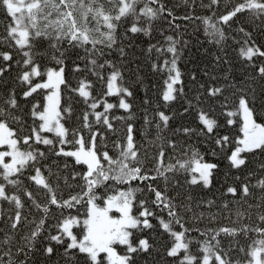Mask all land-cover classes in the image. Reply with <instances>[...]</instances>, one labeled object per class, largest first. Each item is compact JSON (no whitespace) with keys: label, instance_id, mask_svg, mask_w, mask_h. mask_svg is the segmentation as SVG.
<instances>
[{"label":"snow or ice","instance_id":"6c2138e0","mask_svg":"<svg viewBox=\"0 0 264 264\" xmlns=\"http://www.w3.org/2000/svg\"><path fill=\"white\" fill-rule=\"evenodd\" d=\"M220 3L221 0H210L208 7L218 9ZM0 9L10 18L2 39L20 55L15 60V79L21 85L25 105L31 106L28 125L22 124L15 114L20 108L15 89L7 93L0 105V203L9 205L5 221L8 231L0 240V264H30V255L36 251L51 258L57 253L56 246L63 248L64 257L76 264H137L139 256L151 255L154 244L149 234L158 229L168 236L164 253L172 264H264V212L258 215L260 223L255 227L244 224L239 228H189L185 214L191 213L193 220L202 221L205 212L197 210L204 204L210 209L214 201L201 199L193 207L191 194L183 199L179 192L169 195L170 188L176 190L184 185L210 188L214 170H219L220 165L206 161L199 149L182 142L183 138L202 137L206 146L211 147V154L222 155L229 169L238 173L247 170L245 180L237 175L235 179L240 184L227 186L226 192L247 199L253 195L250 189L258 187L261 192L258 203L248 207L264 209V159H259L264 157V87L258 94L255 87L246 83L264 81V45H257L251 32L240 27L242 40L233 38L239 45L238 58L251 68L245 80L237 83L225 74L223 79L227 83L219 86L199 83L191 98L186 96L183 74L178 67L183 55L180 46L186 47L188 41L182 40V34L174 38L161 32L165 43L150 44L146 54L149 57L153 51L157 54L151 70L164 77L163 88L154 108L151 98L143 100L141 136L145 144L138 147L132 105L128 102L133 93L124 84L121 68L111 60L104 59L103 63L100 60L105 57V49L112 50L117 45V30L129 18L132 23L125 28V36L128 33L150 36L153 22L161 18L178 32V18L162 0H0ZM246 13L264 24V0L225 4L223 13L218 16L213 13L215 20L189 15L182 19L200 20L209 42L222 45L227 36L220 25L230 27L239 15ZM142 21L146 26H138ZM77 49H83L84 55L76 52ZM118 50L123 59L124 46ZM73 52L76 59L72 60L69 72L67 61ZM226 56L227 53L224 57L217 55L216 66L227 64ZM13 61L10 51H0V77L13 70ZM78 61H84V66ZM89 74L95 79H89ZM190 78L194 85L198 83L196 71ZM178 95L185 96L187 104L180 115L194 113L196 126H172L173 116L164 109ZM107 97H115L118 103L108 102ZM74 104L84 105L81 114L77 115ZM116 108L128 116L112 115ZM114 120L124 122L126 130L113 142L115 155H111L107 142L109 133L117 134ZM153 129L155 134L148 139ZM146 145L156 149L152 156ZM166 149L185 158L169 156V161L174 159L175 163L165 164ZM51 157L63 158V176L58 160L53 161L57 166L55 172L47 163ZM256 160H259V178L250 185L246 180L257 175L250 167ZM149 163L153 164L152 168L148 167ZM180 176L184 177L183 185ZM61 179L67 188L79 190L69 192L64 198ZM158 181H163V189L153 183ZM134 182L139 184L133 187ZM41 193L43 199H37ZM53 206L59 216L54 217L55 224L48 226L46 243L37 249ZM222 207L227 209L228 203ZM33 210L41 215L31 221L35 226L21 237L23 243L16 244L13 252L10 233L19 231ZM235 214L238 219L245 216L239 211ZM207 218L214 222L216 215L209 212ZM193 231L204 239L190 238L188 234ZM249 231L260 238L246 248L238 246L243 259L233 261L229 253L236 245L230 242L225 249L220 237L235 238L238 234L247 237Z\"/></svg>","mask_w":264,"mask_h":264},{"label":"trees","instance_id":"16d2710c","mask_svg":"<svg viewBox=\"0 0 264 264\" xmlns=\"http://www.w3.org/2000/svg\"><path fill=\"white\" fill-rule=\"evenodd\" d=\"M87 2V0H86ZM104 2V0H102ZM167 9H170L173 14L178 18L176 23L180 24V29L177 30L170 28L168 23L164 18L158 19L153 22V28L151 35H145L144 33H137L135 35L128 33L127 36L124 35L125 28L130 27L132 20L128 19L127 23L122 24L117 30V45L112 50L105 49V57L101 58L100 62L103 63L104 59H108L113 61L117 67L121 68L124 84L127 86L130 91H132L133 96L128 98V102L132 105L131 113L134 117L132 121L135 128L134 139L136 141L137 146L145 144V138L141 136V130L144 127L143 116H144V108L143 100L148 97L153 101L152 108L155 107V101L157 96L161 92L163 88V80L164 77L160 73H154L151 70V62L156 59L157 54L153 51L151 57L146 54V50L148 49L150 44H164V36L161 35V32L164 35H172L174 38L177 35L182 34V40L188 41L186 47L181 45L183 49V55L180 61L178 62V67L180 68L183 74L184 80V91L186 93L187 98H191L196 89L199 87V83H204L206 86L210 85H221L227 83L224 81L223 77L225 74H229V79L232 80L234 78V82L244 81L245 77L251 73V68L246 67L244 63L240 61L237 55V50L239 45L235 43L234 39L242 40L241 33L238 32L240 27H244L246 31L251 32L252 40L256 42L257 45H264V24H261L259 20H253L250 14L239 15V19L232 23L231 26L220 25L223 27L224 32L227 36V40L222 45H216L215 43L209 42V37L205 35L204 25L200 20H195L194 22L185 21L182 18L185 15L189 16H199V17H215L213 13L216 12L217 16L224 12L225 4H235L239 2V0H221L220 6L217 9L216 6H213L211 9L208 7L210 0H162ZM107 6V5H106ZM171 19V18H168ZM10 24V18H8L4 11L0 9V51H10L14 56L13 61V70L10 73H7L4 77H0V105H3V100L6 98L7 93L15 89L16 96L18 101L20 102V108L16 110L15 114L20 117L21 123H26L28 125L31 124L30 117V104L25 105V102L22 99V91L21 85L15 79L16 77V68H15V60L20 59V55L16 52L13 47L9 46L8 41L2 39L6 35V29ZM138 26H146L142 21ZM124 46L126 55L122 59L119 53V47ZM66 47V45H65ZM90 47V46H89ZM223 49V50H222ZM76 52H79L81 56L84 55L83 49H77ZM227 53L226 59L229 61L227 64L221 63L219 66H216L217 55L222 57ZM57 55H59L57 53ZM76 59V54L73 52L70 55L67 63L69 65V72L72 67V60ZM259 63V61H257ZM81 67L84 66V61H78ZM193 71L197 72V84H193L191 81V73ZM207 71L208 75L205 76L204 72ZM107 75V73H105ZM212 76L217 77L216 80L211 79ZM89 79L94 80L95 77H92L90 74L88 76ZM69 79H72L71 75H69ZM73 83L75 81L73 80ZM251 87H255L257 93L259 94L262 87H264V81L256 80L255 82L247 81ZM26 87V86H25ZM99 85H97V88ZM35 95V94H34ZM95 95V92H94ZM110 103H118L115 97H107L106 98ZM187 106L186 97L179 96L177 100L171 103V106L164 109L166 114L173 116L171 124L173 127H177L181 124L196 126L198 121L194 119L193 114H185L181 116L180 113L184 111V108ZM77 115L81 114V110L84 108L83 104H74ZM207 107V106H205ZM152 108L149 109L151 113ZM102 111V108L100 109ZM112 115L114 116H128V113L123 110L116 108L112 110ZM219 115V112L216 113ZM76 120V116L72 117V121ZM220 122L223 123V118H220ZM114 126L117 128V134L113 135L109 133L108 139V151L111 155H115V150L113 146V142L118 138L122 137L124 131L126 130V125L122 121H113ZM13 126H16L15 124ZM223 131V129H221ZM154 129L151 135H149L148 139H152L154 136ZM51 138V137H50ZM182 142L186 144H191L195 148L199 149L201 155L204 156L205 160L208 162H215L220 165L219 170H214V175L212 177V184L210 188H203L202 186H190L184 185L182 188L172 190L170 188L169 195H176L177 192L180 193V199H183L185 195L191 194L194 198L192 203L193 207H195L196 201L204 200V201H214L213 206L209 209L206 204L202 205L201 209L197 211L205 212V219L202 221H196L191 218V213L185 214V219L187 220L186 227H199L204 229L208 228H217L221 226L228 227H237L239 228L241 225L247 224L250 227H255L260 223L258 219V215L264 212V209L258 208H249L250 204L255 205L258 203L257 198L260 196V189L251 188L253 195L248 197L247 199H242L239 195L233 197L231 194L226 192L227 186H236L239 185L241 181H237L235 177L239 175L241 180H245L247 176V170L243 172H236L235 170L229 169L227 167V162L223 159V156L220 155L218 157H214L211 154V147L206 146L204 138L193 137L191 140L187 138H183ZM43 150L44 146H40ZM148 147V154L152 156L156 149ZM144 149L141 148V152L143 153ZM190 155V153H189ZM169 156H180L181 159L185 158L181 156L179 152H172L170 149H166V156L164 158V163L167 164L169 162L175 163V160L169 161ZM253 159L250 157V160ZM259 159H264V157H260ZM54 160H58L59 168L61 169V175L63 176L65 173L63 170L64 160L63 158L51 157L47 163L52 166L53 172L57 171L56 164H53ZM149 168L153 167V164H148ZM250 167L255 169L257 175L251 178H248L246 182L250 185H254L259 178V160H256L254 163L250 164ZM71 169L68 170V174H70ZM227 173V175H226ZM47 176V172L44 173ZM180 183L184 184V177H179ZM52 183L55 185V177H52ZM69 183H72L69 175ZM158 183L159 187L163 189V181L153 182ZM27 184V181H26ZM61 188L63 189L64 198H67L69 192L78 191L79 189H69L64 183L63 179L60 181ZM139 182H134L133 187H136ZM34 187V186H33ZM126 187V186H125ZM59 192L57 195L59 196ZM139 196V193L137 194ZM37 199H43V193L37 196ZM227 202L228 208L224 209L222 205ZM102 203V201L100 202ZM8 209L9 205L4 202L0 203V211L3 212V215H0V240L4 238L5 231H8V226L5 223L8 217ZM27 211V209H26ZM245 213L243 219H238L236 216V212ZM214 213L216 215V219L214 222H210L208 217V213ZM67 214V213H65ZM74 214V213H73ZM250 214V216H249ZM41 214L37 213L33 210L32 214L28 215L27 222L21 226L19 231L15 233H10L13 235V252H15V245L22 244L23 241L21 239L22 236L27 235L31 228L35 225L31 223V221L35 219H39ZM164 218L167 219V214L164 213ZM59 212L55 210L53 206V212L46 222L45 232L40 238V241L37 242V249H40L43 244L46 243L45 237L47 236L48 226L56 223V219L54 217H58ZM154 224L155 220L152 221ZM235 222V223H234ZM178 228V226H176ZM74 231H76L74 229ZM53 234H55V230L53 229ZM152 239V243L154 244V248L151 252V255H141L137 258V264H172L171 258L165 256L164 249L165 245L168 242V236L166 233H162L161 229H158L154 233L149 234ZM190 238H195L198 240H203L204 237L200 236L198 232H190ZM259 235L255 232L249 231L247 237L243 234H238L235 238L232 237H220L222 241V247L228 249L229 243L232 242L233 245H236L233 248V251L229 253L233 261L243 259V254L239 252L238 246H244L245 248L252 244V242L256 239H259ZM57 247V253L53 255L51 258L43 256L40 251H36L30 255L29 261L30 264H76L75 261H68L63 255V248ZM196 249V246L193 245V250ZM23 259V255L20 257Z\"/></svg>","mask_w":264,"mask_h":264},{"label":"bare ground","instance_id":"6f19581e","mask_svg":"<svg viewBox=\"0 0 264 264\" xmlns=\"http://www.w3.org/2000/svg\"><path fill=\"white\" fill-rule=\"evenodd\" d=\"M23 124V123H22Z\"/></svg>","mask_w":264,"mask_h":264}]
</instances>
